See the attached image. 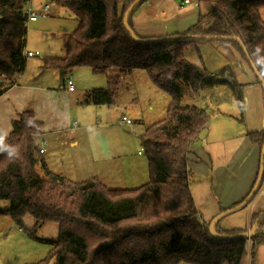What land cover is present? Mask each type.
Returning a JSON list of instances; mask_svg holds the SVG:
<instances>
[{
    "label": "trees",
    "instance_id": "trees-1",
    "mask_svg": "<svg viewBox=\"0 0 264 264\" xmlns=\"http://www.w3.org/2000/svg\"><path fill=\"white\" fill-rule=\"evenodd\" d=\"M54 1L72 11L77 25L66 38L64 55L47 58L43 67L57 70L61 84L77 66H87L94 74L118 70L107 77L106 87L90 89L83 104H114L121 88L120 74L138 69H144L170 100L164 116L147 125L140 135L148 179L131 188L107 187L94 176L75 181L50 171L36 145L41 122L32 109H24L11 120L5 143L15 146L18 155L9 159L6 152L0 153V200L9 201V208L0 212L19 224L28 214L37 224L53 221L58 227L56 239L43 240L50 246L46 256L33 264H253L257 248L264 247V211L249 215L253 234L248 247L246 237L236 236L247 227L222 228L218 220L215 232L228 238L216 237L209 232L210 221L199 218L189 189L187 154L199 131L207 127L209 114L195 105L182 104L179 83L191 92L225 83L242 107L243 84L236 81L231 67L223 66L212 75L201 65L188 62L184 49L216 42L236 51L248 64L251 60L264 78V64L256 62L264 56V21L259 15L264 0H209L210 10L176 35L194 39L156 42H136L123 26L125 10L135 0ZM28 2L0 0V94L25 68L24 8ZM128 24L137 37L147 38L133 30L130 16ZM255 81L261 85L256 76ZM247 135L260 153L264 125ZM37 164L43 175L36 171ZM263 180L264 171L259 188ZM242 202L220 207L219 213Z\"/></svg>",
    "mask_w": 264,
    "mask_h": 264
},
{
    "label": "crops",
    "instance_id": "crops-1",
    "mask_svg": "<svg viewBox=\"0 0 264 264\" xmlns=\"http://www.w3.org/2000/svg\"><path fill=\"white\" fill-rule=\"evenodd\" d=\"M51 1L46 0L45 2L50 3ZM259 15L264 21V6L259 9ZM46 23L48 26H52L48 18H38L35 21L27 20L28 27H26L29 28L27 39L30 38V31ZM76 25L77 22L63 31H56L54 37L62 40L64 51L52 58L64 55L66 38ZM138 29L139 27L135 24L133 30L140 33ZM38 43L39 48H42V44L46 43L45 38L39 37ZM213 43L222 49L225 56L233 59L232 55H236L235 58L239 66L238 68L233 66L231 69H233L236 81L243 84V97L242 107H239L234 101V107L215 108L211 114L208 113L209 121L205 137L197 138L187 154V168L192 182H190L189 189L199 218L204 222L210 221L217 215L220 207L228 208L233 203L246 199L252 187L259 160V148L250 141L247 133L258 131L264 125L263 88L255 81L250 64L242 59L236 51L226 49L216 42ZM32 44L34 45L28 41L26 46L25 41L24 53L31 51L28 47H32ZM49 49L50 45L45 48V52ZM38 55L39 52L37 55L29 57ZM53 70L54 73L51 74L54 82L48 81V77L41 78L40 74H35L29 80L20 79L24 73L23 70L14 84L2 91L0 94V131L9 133L11 120L16 117L17 113L30 108L35 118L41 122L40 133L36 136L35 141L38 148L42 147L41 156L50 171L72 180L77 179L74 175H89L87 178H81L84 180L94 176L107 187L125 188L127 182L120 160L121 156L112 152V146L110 147L106 141L103 142L102 136L99 140L93 137L92 141L88 136L93 127L94 129L100 128L93 126V122L97 117L103 118V104H83L82 100L89 90L83 89L81 94H78L73 83L74 90L68 91L65 82L61 84V81L57 80V75H53L58 74V71ZM113 74H118V70L109 69L105 74L106 80L109 75ZM120 75L122 78L125 74ZM179 84L182 89V104L195 105L206 110V106L199 98V93L204 92V89L191 92L184 83L180 82ZM134 99L137 100L135 97ZM129 103L127 100L125 102L120 100L115 102L114 106L117 108L122 107L121 104ZM121 117L120 124L124 122L131 125L132 121L128 117L125 116L130 120V123L122 121ZM142 127L138 136L135 135L139 145L140 135L146 126ZM83 131L86 137H82ZM110 133V136L115 139V131L110 130ZM105 139L110 141L109 137H105ZM123 140L121 139L122 142ZM92 142H94V153ZM140 149L137 150L138 154H141ZM54 157L61 162L57 168L54 165ZM256 211H264V191L257 192L244 207L221 217L220 225L222 228H249V215ZM10 218L9 216L7 220H11ZM7 226H10V221ZM3 231L5 230L0 228V233ZM259 258L261 259L260 264H263V246L257 248L255 259ZM1 260L0 256V262Z\"/></svg>",
    "mask_w": 264,
    "mask_h": 264
},
{
    "label": "rangeland",
    "instance_id": "rangeland-1",
    "mask_svg": "<svg viewBox=\"0 0 264 264\" xmlns=\"http://www.w3.org/2000/svg\"><path fill=\"white\" fill-rule=\"evenodd\" d=\"M45 1L29 0L28 5L38 12ZM181 1H142L135 6L130 15L132 28L135 29L136 24L139 27L138 31H140V33H137L139 35L145 34L142 36L147 38L176 36L194 25L199 15L206 14L211 8L209 0H189L190 4L188 5H181ZM49 7V16L46 18L50 20L52 26H48L46 23L43 26L34 28V30L30 31V38L28 37V39L29 28L26 30V46L28 41L34 43L32 47L28 48L31 51L37 50L39 55L36 57H26L24 73H22L20 79L29 80L35 74H40L41 78L48 77V81L54 82L51 74L54 73V70L45 69L43 62L47 58L59 55L64 51L62 40L60 38L56 39L54 36L56 31L59 32L67 29L71 24H76V21L72 11L54 0L49 3ZM41 36L45 38L46 43L42 44V48H39L38 39ZM48 45H50V49L45 52V48ZM221 50L212 41H205L199 43L197 48L193 45H188L184 49V58L192 64L201 65L212 75L218 74L225 65H229L231 68L233 66L238 68L236 55H232L233 59H231L225 56ZM67 74L70 75L78 94H81L83 89L90 90L92 88H104L107 86L106 75L94 74L87 66L74 67ZM53 75H57L58 82L61 81L59 73ZM121 81V88L115 102L120 100L125 102L127 100L130 103L121 104L122 107L117 108L114 106L115 104L109 106L103 105V118L97 117L95 118L96 121L93 122V126L100 128L94 129L93 127L89 131L88 136L91 137V141L93 137L99 140L102 136L103 142L106 141L110 147L112 146V152L121 156L120 160L127 182L126 187L131 188L139 186L148 179L146 157L138 144V132L141 131L143 125L147 126L164 116L170 98L168 93L159 89L151 82L144 69L134 70L129 74H125L121 78ZM203 89L204 92L199 93V98L206 106L207 113L211 114L215 108L226 109L231 108V106L234 107L235 99L227 84H215ZM121 114H124L132 121L131 125H127L124 122L120 124ZM110 130L115 131V139L110 136ZM81 135L82 137H86L84 131ZM105 137H109L110 141L106 140ZM121 139H124L123 142ZM92 145L94 153V142H92ZM139 149L142 152L141 154L137 153ZM60 164L61 162L54 157L55 168ZM35 169L40 175H43L39 164L35 166ZM74 176L77 179L73 180L80 181L84 180L81 178H87L89 175ZM237 187L238 184L236 185ZM8 208L9 201L0 200V210ZM8 217L9 214L6 212H0V228L5 230L0 233V256L2 259L0 264H33L42 260L50 248L43 240H54L57 238V223L51 221L37 224L30 215L26 214L22 216L21 224H19L12 218H10L11 220H7ZM8 221H10L9 227L7 226ZM246 243L248 247L250 245L249 238H247ZM260 260V258L258 260L255 259L253 264H260Z\"/></svg>",
    "mask_w": 264,
    "mask_h": 264
},
{
    "label": "water",
    "instance_id": "water-1",
    "mask_svg": "<svg viewBox=\"0 0 264 264\" xmlns=\"http://www.w3.org/2000/svg\"><path fill=\"white\" fill-rule=\"evenodd\" d=\"M139 0H135L132 4H130L127 9L125 10V13L122 17V24L123 26L127 29L128 33L130 34L131 38L136 41V42H156L159 40H171V39H194L193 36H189V35H184V36H167V37H157V38H139L137 37L133 31L131 30V28L129 27L128 24V18L134 8V6L136 5V3ZM1 19V16H0ZM236 41L241 45L242 50L244 51V53L246 54V49L243 46L241 40L239 38H236ZM250 64V68L253 71L254 75L259 79L263 89H264V78L261 76V73L257 70L256 66L253 64V62L250 60L249 61ZM207 132L206 128H203L199 131V133L197 134V138L202 139L203 137H205ZM263 171H264V144L260 149V153H259V164H258V171H257V175H256V179L251 187L250 192L248 193L246 199L240 203L239 205H237L236 207L230 208L224 212H220L217 215H215L209 222V232L210 234H212L213 236L216 237H225L228 238L227 235H220L218 233L215 232L214 226L216 224V222L223 216H225L227 213L229 212H234L242 207L245 206V204H247L253 197L254 195L258 192L260 183L263 179ZM253 234V229L252 228H248L246 231L236 235L237 237H246V238H250L251 235Z\"/></svg>",
    "mask_w": 264,
    "mask_h": 264
},
{
    "label": "built area",
    "instance_id": "built-area-1",
    "mask_svg": "<svg viewBox=\"0 0 264 264\" xmlns=\"http://www.w3.org/2000/svg\"><path fill=\"white\" fill-rule=\"evenodd\" d=\"M181 5H188L190 4V1L189 0H182ZM49 3L48 2H45L38 10V12L34 11L32 9V7L30 5H26L25 8H24V12L26 13L27 15V20L28 21H35L36 19L38 18H46L49 16ZM38 54V51H26L24 53V55L26 57H29V56H35ZM64 82H65V86L67 88L68 91H73L74 90V85H73V82H72V79L70 77L69 74H67L64 78ZM3 85V77L0 75V88L2 87ZM121 120L125 121L126 123H130V120L127 119L125 116H122L121 117ZM40 153L43 152V149L42 147L38 149ZM264 191V180H263V185L258 189V192H263ZM250 241V239H249Z\"/></svg>",
    "mask_w": 264,
    "mask_h": 264
},
{
    "label": "clouds",
    "instance_id": "clouds-1",
    "mask_svg": "<svg viewBox=\"0 0 264 264\" xmlns=\"http://www.w3.org/2000/svg\"><path fill=\"white\" fill-rule=\"evenodd\" d=\"M260 49L257 48V52H259ZM258 64H264V56H259L257 61ZM8 136V131H0V153H7V156L9 159L14 158L18 155V150L13 145H9L5 143V140Z\"/></svg>",
    "mask_w": 264,
    "mask_h": 264
}]
</instances>
